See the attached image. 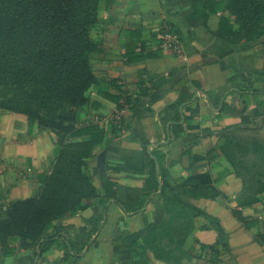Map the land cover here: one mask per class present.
Segmentation results:
<instances>
[{
  "label": "crops",
  "instance_id": "crops-1",
  "mask_svg": "<svg viewBox=\"0 0 264 264\" xmlns=\"http://www.w3.org/2000/svg\"><path fill=\"white\" fill-rule=\"evenodd\" d=\"M226 2L101 0L91 33L100 44L90 57L97 81L76 121L107 134L89 160L97 197L84 211L55 221L50 244L24 248L11 239L14 253L5 255L0 241V264H141L138 245L169 217L163 183L199 215L182 247H171L175 253L164 260L147 248L144 264H264V193L254 195L249 184L245 190L221 150L228 132L264 141V36L248 43L219 36L222 18H231ZM164 28L179 38V52L159 40ZM59 152L51 130L0 110V219L10 204L37 196ZM146 153L155 161L159 186L143 195L140 214H127L104 197L102 178L144 188ZM197 175H208L211 187L182 184ZM254 198V205L242 207Z\"/></svg>",
  "mask_w": 264,
  "mask_h": 264
},
{
  "label": "trees",
  "instance_id": "trees-1",
  "mask_svg": "<svg viewBox=\"0 0 264 264\" xmlns=\"http://www.w3.org/2000/svg\"><path fill=\"white\" fill-rule=\"evenodd\" d=\"M196 1L192 0L193 4ZM100 3L101 0H0V110L23 115L51 130L60 146L52 172L37 196L10 204L5 218L0 219L5 255L14 253L8 244L11 239H18L24 248L52 243L48 233L53 223L84 211L89 200L97 197L89 160L107 134L99 125L79 128L76 121L78 110L89 103L87 93L97 81L90 57L100 47L91 35L99 23ZM226 11L231 18H222L219 36L231 43L253 42L264 36V0H227ZM225 136L221 150L242 178L244 189L249 184L254 195H262L264 183L253 181L264 179V141L251 135L238 137L236 132ZM145 164L150 176L142 189L102 178L104 197L117 201L127 214H140L143 207L138 206L143 195L158 189L156 164L148 153ZM182 184L203 191L211 187L212 180L208 175H197ZM161 196L169 217L138 245L143 254H135L141 264L146 260L147 248L158 259L174 254L171 247H182L194 229L193 218L199 215L185 206L175 188L166 183ZM257 201L254 198L242 207ZM234 215L241 220L238 212ZM215 228L225 238L222 228ZM43 254L41 248L39 256Z\"/></svg>",
  "mask_w": 264,
  "mask_h": 264
},
{
  "label": "built area",
  "instance_id": "built-area-1",
  "mask_svg": "<svg viewBox=\"0 0 264 264\" xmlns=\"http://www.w3.org/2000/svg\"><path fill=\"white\" fill-rule=\"evenodd\" d=\"M158 37H159V40L162 42H172L175 46V50L179 52L178 51L179 38L170 28H164L160 32Z\"/></svg>",
  "mask_w": 264,
  "mask_h": 264
}]
</instances>
